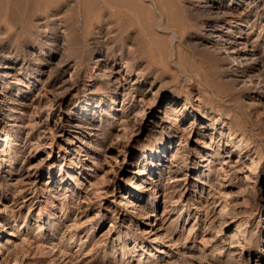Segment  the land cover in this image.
<instances>
[{"label": "rangeland", "instance_id": "obj_1", "mask_svg": "<svg viewBox=\"0 0 264 264\" xmlns=\"http://www.w3.org/2000/svg\"><path fill=\"white\" fill-rule=\"evenodd\" d=\"M164 145L161 175L135 165ZM0 244L264 264V0H0Z\"/></svg>", "mask_w": 264, "mask_h": 264}, {"label": "bare ground", "instance_id": "obj_2", "mask_svg": "<svg viewBox=\"0 0 264 264\" xmlns=\"http://www.w3.org/2000/svg\"><path fill=\"white\" fill-rule=\"evenodd\" d=\"M216 4V3H215ZM114 103H115V100L114 99H112L111 100V102H109V104H106L103 100H98L97 102H96V105H95V107L93 106V112L94 113H98V114H103V113H105V111H106V107H107V110L108 111H111L113 108H114ZM109 107V108H108ZM168 107H170V108H172V104L171 105H169ZM167 107V108H168ZM173 109V108H172ZM174 111H177V113H179V114H186V113H190V111H188V108H187V106L186 105H183V106H178L177 107V110H174ZM165 150H168V145L166 146V145H164L163 146V149H157V153L155 154V160H153V161H150V157L148 156V154H147V151H143V153H142V155H141V157L137 160V163L135 164V165H137L138 167H141V166H143V165H145V164H147V160L149 159V165H151V168H150V171L152 172L153 170H155V169H159V172H158V174H162V172H163V169H162V166H163V161H164V151ZM214 156H213V159H216V158H218V157H220L221 156V151H215L214 153ZM174 159H175V157H174ZM210 163H212V161L210 162ZM176 165V164H175ZM146 169V168H145ZM144 171V170H143ZM63 176L60 178V180L62 181L63 180ZM124 197H128V196H124ZM151 198V199H150ZM150 200L149 201H152L153 200V198L150 196ZM52 224V223H51ZM242 234H241V230L238 228V229H235L233 232H232V234H231V237H233V238H237V237H239V236H241ZM243 236V235H242ZM2 244V243H1ZM0 244V245H1Z\"/></svg>", "mask_w": 264, "mask_h": 264}]
</instances>
